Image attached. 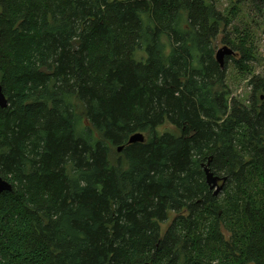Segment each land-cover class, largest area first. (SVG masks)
<instances>
[{
    "label": "trees",
    "instance_id": "trees-1",
    "mask_svg": "<svg viewBox=\"0 0 264 264\" xmlns=\"http://www.w3.org/2000/svg\"><path fill=\"white\" fill-rule=\"evenodd\" d=\"M233 6L0 0V264H264V75L234 23L264 0Z\"/></svg>",
    "mask_w": 264,
    "mask_h": 264
},
{
    "label": "rangeland",
    "instance_id": "rangeland-1",
    "mask_svg": "<svg viewBox=\"0 0 264 264\" xmlns=\"http://www.w3.org/2000/svg\"><path fill=\"white\" fill-rule=\"evenodd\" d=\"M219 9L226 12V14H229V12L233 9V0H216ZM243 9V8H242ZM243 12H241L240 18H238L237 22L234 23H241L242 25H239L241 27H248L252 29V32H254L255 37L253 40L255 43L256 48V55H258L259 63L256 65V73L264 75V24H263V18L258 17L256 13L253 10L243 9ZM254 17V22H252L250 19ZM261 18V19H260ZM240 21V22H239ZM223 35H220L218 37V40L216 42V52L223 48L225 45L222 43ZM234 56H236L234 54ZM231 64V63H230ZM224 64V67H226V83L227 86L232 93V97L238 99L244 104H247L249 96H250V89L247 86L246 81L240 77L237 72L234 71L231 65Z\"/></svg>",
    "mask_w": 264,
    "mask_h": 264
},
{
    "label": "water",
    "instance_id": "water-1",
    "mask_svg": "<svg viewBox=\"0 0 264 264\" xmlns=\"http://www.w3.org/2000/svg\"><path fill=\"white\" fill-rule=\"evenodd\" d=\"M233 54L234 52L226 46L216 52V55H215L216 61L218 62L219 66L222 69L224 68L225 58L232 56ZM6 107H7V100L0 86V108H6ZM144 140H145L144 136L138 133V134L133 135L129 139V143L130 144L142 143L144 142ZM118 150L121 151V148H119ZM204 172H205V177H206V184L208 185L210 190H213L214 195H217L223 188L225 179L214 176L210 172L207 166L204 167ZM6 191H11V185L7 181L0 178V194ZM143 264H149V263H143Z\"/></svg>",
    "mask_w": 264,
    "mask_h": 264
}]
</instances>
